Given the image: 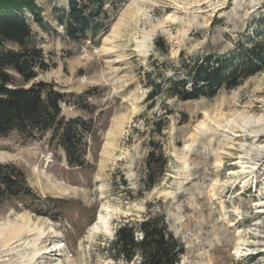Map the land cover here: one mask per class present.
<instances>
[{
	"label": "rangeland",
	"instance_id": "374dc122",
	"mask_svg": "<svg viewBox=\"0 0 264 264\" xmlns=\"http://www.w3.org/2000/svg\"><path fill=\"white\" fill-rule=\"evenodd\" d=\"M33 1L53 30L24 10L47 63L34 81L64 94L61 116L90 127L81 168L50 134L0 136V163L18 166L38 197L1 203L0 225L37 223L49 232L42 248L63 246L34 264H119L106 257L107 242L149 205L185 246L179 264H264V65L212 98H168L163 85L148 98L183 77L182 62L238 58L262 42L264 0H118L104 6L103 29L72 41L53 13L68 0ZM150 139L168 162L148 190ZM36 237L3 247L4 237L0 264H21Z\"/></svg>",
	"mask_w": 264,
	"mask_h": 264
},
{
	"label": "trees",
	"instance_id": "16d2710c",
	"mask_svg": "<svg viewBox=\"0 0 264 264\" xmlns=\"http://www.w3.org/2000/svg\"><path fill=\"white\" fill-rule=\"evenodd\" d=\"M116 1L68 0L53 8L55 21L62 26L67 39H86L103 29L106 23L100 17L106 19L104 6H114ZM24 10L31 13L32 22L41 30L53 31L39 15L35 1L0 0V136L12 132L27 137L50 134L51 140L65 153L68 165L81 168L86 163L89 124L78 117L61 116L64 94L46 82L34 81L47 69V63L36 45V33L24 16ZM239 52L238 58L206 55L192 63L182 62L183 77L161 81L148 98L152 100L158 96L162 85L168 98L181 101L212 98L221 89L233 90L261 70L264 39L252 42L245 54ZM156 132L160 133V129ZM149 144L144 180L148 190L158 183L168 162L160 144L153 139ZM18 199L32 202L38 197L18 166L2 162L0 204ZM141 218L121 222L105 246L106 257L119 264H179L185 246L169 229L164 213L153 211L149 205Z\"/></svg>",
	"mask_w": 264,
	"mask_h": 264
},
{
	"label": "bare ground",
	"instance_id": "6f19581e",
	"mask_svg": "<svg viewBox=\"0 0 264 264\" xmlns=\"http://www.w3.org/2000/svg\"><path fill=\"white\" fill-rule=\"evenodd\" d=\"M246 137V136H244ZM264 136L259 135L257 137L258 140H261ZM246 167H242V169H245ZM232 174V173H231ZM261 205H264V203H262ZM99 221L95 224L94 229L98 230V223L102 222L100 217L98 218ZM106 227H105V231H106ZM46 230H43L37 223L31 225V224H21V223H12V222H8L7 224H5L4 226L0 225V240H3L4 237L6 238L4 240L3 247L4 246H9L11 243L18 241L19 238H24L25 236H37L32 245V248H34V250H32L31 254H26L27 257L23 258V261H21V264H34V261L37 259L38 256L40 255H46L48 253L51 252H55L60 250L61 247L63 246H57V245H53V244H49L47 247L42 248L41 243L42 239H44L45 237H48L49 232L45 233ZM240 241H242L240 239ZM37 245H41V247L37 248ZM241 249V247H238L236 252H239V250ZM25 256V255H23ZM40 258V257H39Z\"/></svg>",
	"mask_w": 264,
	"mask_h": 264
}]
</instances>
